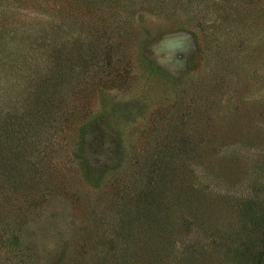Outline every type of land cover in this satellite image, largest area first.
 I'll return each instance as SVG.
<instances>
[{"label":"rangeland","instance_id":"374dc122","mask_svg":"<svg viewBox=\"0 0 264 264\" xmlns=\"http://www.w3.org/2000/svg\"><path fill=\"white\" fill-rule=\"evenodd\" d=\"M88 2L0 0V49L64 97H0V264H254L264 0Z\"/></svg>","mask_w":264,"mask_h":264},{"label":"trees","instance_id":"16d2710c","mask_svg":"<svg viewBox=\"0 0 264 264\" xmlns=\"http://www.w3.org/2000/svg\"><path fill=\"white\" fill-rule=\"evenodd\" d=\"M69 1L72 3L74 2L78 3L82 0H77V1L69 0ZM88 4L89 6L92 5L93 0L91 1L89 0ZM93 10L94 8L93 9L91 8L88 11L89 12L91 11L93 13ZM24 32H28V31H24ZM12 36L15 37L14 34H12ZM59 52L61 51L59 50ZM14 53L15 54L18 53L17 54L18 57ZM26 53H28V50L24 51V54ZM20 54L21 52H18V50L16 49L15 50L0 49V83H3L5 86V87L2 86L1 90H3V92L1 91L0 97L6 95V97H9L10 100L16 98L18 99L19 102L23 104L22 105L23 108L21 109H15L16 105H14L12 108L4 109L3 112H5V114L4 117L2 118L3 119L2 121H6V119H10V118H17L18 121L21 122L23 121V119L30 120V118L31 119L38 118L40 117L39 113L44 111V109H47L49 106H51V104L55 102L61 103L64 100L61 90L58 91L55 89L54 85L52 86L49 85V81H50V79H48L49 65L46 56L44 55L41 56L40 62L38 63L37 58H35L34 60H30L28 56H25L24 54L21 55ZM43 59H47L46 63L43 62L45 61ZM29 62H32L33 63L32 67L35 68L39 64V67L37 69H40V72L42 71L40 75H37L35 69L33 71L25 70L26 65L29 64ZM18 66H21L22 69L24 68V71L26 72V74H24L23 77L19 76V74H23L24 71L17 72ZM39 76H41V78L37 79ZM10 103H13V101ZM37 107L40 108L41 110H38ZM26 108H29L28 112ZM20 110H23V112ZM25 124L30 125L32 124V122L28 121V123H24V125L22 124L20 125L25 127ZM263 260H264V249L254 259L253 262L254 264H262Z\"/></svg>","mask_w":264,"mask_h":264}]
</instances>
